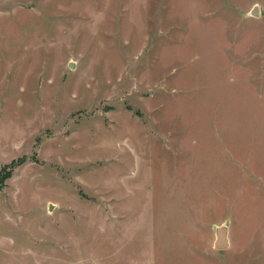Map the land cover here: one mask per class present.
Wrapping results in <instances>:
<instances>
[{"label":"rangeland","instance_id":"374dc122","mask_svg":"<svg viewBox=\"0 0 264 264\" xmlns=\"http://www.w3.org/2000/svg\"><path fill=\"white\" fill-rule=\"evenodd\" d=\"M0 264H264V0H0Z\"/></svg>","mask_w":264,"mask_h":264},{"label":"water","instance_id":"95a60500","mask_svg":"<svg viewBox=\"0 0 264 264\" xmlns=\"http://www.w3.org/2000/svg\"><path fill=\"white\" fill-rule=\"evenodd\" d=\"M256 9H257V6L253 8L254 13L257 12ZM70 65L73 66L74 64L71 62ZM216 233H217V236L215 240V246L217 248L227 247L230 244L229 237H228V226L225 224L218 226Z\"/></svg>","mask_w":264,"mask_h":264}]
</instances>
